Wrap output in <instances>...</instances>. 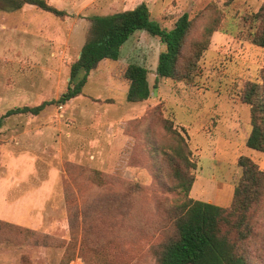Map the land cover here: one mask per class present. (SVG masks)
<instances>
[{
    "label": "rangeland",
    "instance_id": "obj_1",
    "mask_svg": "<svg viewBox=\"0 0 264 264\" xmlns=\"http://www.w3.org/2000/svg\"><path fill=\"white\" fill-rule=\"evenodd\" d=\"M46 1L66 15L30 4L8 10L0 0V221L28 230L0 229V264H59L67 252L68 264H156L171 233L168 208L183 192L173 186L164 151L175 142L157 121L155 104L185 137L194 165L190 197L229 206L242 172L238 158L264 170V152L245 145L250 111L239 97L247 80L264 91V48L249 37L264 0ZM140 2L161 27L187 12L194 21L188 41L208 19L217 24L188 79L157 76L164 44L138 29L116 60L103 59L88 73L79 95L35 115H5L66 90L87 16ZM128 63L147 68L149 100L126 101ZM253 212L247 258L264 264V199ZM83 230L90 245H99L97 254H82Z\"/></svg>",
    "mask_w": 264,
    "mask_h": 264
},
{
    "label": "trees",
    "instance_id": "obj_2",
    "mask_svg": "<svg viewBox=\"0 0 264 264\" xmlns=\"http://www.w3.org/2000/svg\"><path fill=\"white\" fill-rule=\"evenodd\" d=\"M7 1L8 10L20 9L24 4H30L56 16L66 15L63 9L46 0ZM86 19L88 23L79 54L69 65L66 90L56 99L10 108L6 111V116L16 113L35 115L47 104H61L79 95L88 73L103 59L116 60L121 45L138 29L157 36L164 44V48L158 53L155 74L163 78L188 79L202 52L207 49L212 32L217 28V24L208 19L200 25L199 35L188 41L194 21L187 12L180 13L171 28L161 27L150 18V11L144 2L112 13L91 14ZM252 19L255 26L249 32V37L252 43L264 48V1L253 13ZM147 73V68L137 63H128L124 67L122 78L127 83L126 101L141 102L149 98ZM239 97L249 105L250 111V129L245 145L264 152V91L261 83L247 80ZM152 108L157 121L162 123L164 130L174 139V145L170 150L164 151V156L171 169L173 186L183 192L181 201L168 208L171 233L159 245L156 264H249L247 242L253 234L258 214L253 211L264 199V170L259 169L246 156L238 158L242 172L229 206H219L190 197L189 191L195 179L191 172L194 165L189 157L185 137L173 126L172 118L157 111L156 104ZM69 224L71 231L76 229L74 219H70ZM0 229L10 235L28 232L27 229L5 221H0ZM81 237L84 256L86 252L90 256L91 252L93 255L99 252V245L89 244L85 230ZM69 257L67 252L59 264H68Z\"/></svg>",
    "mask_w": 264,
    "mask_h": 264
},
{
    "label": "crops",
    "instance_id": "obj_3",
    "mask_svg": "<svg viewBox=\"0 0 264 264\" xmlns=\"http://www.w3.org/2000/svg\"><path fill=\"white\" fill-rule=\"evenodd\" d=\"M125 90H126V88H125ZM149 98H150V97H149ZM149 98H148L147 100H149ZM151 103H152V102H150V103H147V104H148V105H151Z\"/></svg>",
    "mask_w": 264,
    "mask_h": 264
}]
</instances>
